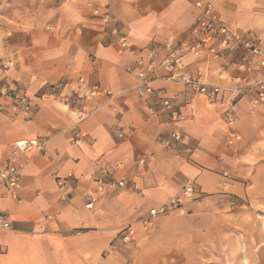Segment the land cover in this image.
Instances as JSON below:
<instances>
[{"label": "crops", "instance_id": "crops-1", "mask_svg": "<svg viewBox=\"0 0 264 264\" xmlns=\"http://www.w3.org/2000/svg\"><path fill=\"white\" fill-rule=\"evenodd\" d=\"M217 5L232 30L264 48V0ZM196 15L187 0H0V86L21 87L32 104L16 112L0 98V157L22 137L49 139L32 159L18 156L16 196L0 184V214L12 225L0 223V264H264V102L253 91L212 101L157 80L183 117V140L166 149L170 118L151 115L161 101L137 93V61L153 50L159 62L167 44L178 69L202 70L206 82L260 77L238 64L242 52L259 58L232 45L213 62L180 52ZM94 84L111 94L92 95ZM232 134L240 140L229 143ZM109 179L125 185L101 189ZM178 198L183 210L145 228L151 208ZM129 224L136 233L124 243Z\"/></svg>", "mask_w": 264, "mask_h": 264}, {"label": "built area", "instance_id": "built-area-1", "mask_svg": "<svg viewBox=\"0 0 264 264\" xmlns=\"http://www.w3.org/2000/svg\"><path fill=\"white\" fill-rule=\"evenodd\" d=\"M192 2L196 8V18L191 27V34L188 39L182 42H178L176 48L183 53L193 54L197 57H205L207 61L213 62L218 60L222 56V52L229 48L231 45L237 49H244L249 51L253 55L259 58L256 65L251 63V60L247 56L246 52H242L239 58V67L244 68L247 71L254 69L262 70V74L253 83L247 84L237 77L235 83L232 85H221L212 82H206L202 80L203 71L197 70L194 73H187L178 69L175 56L172 54V45H165L167 50L164 56L159 62L157 61V55L153 50L148 55L142 56L137 61L134 74L139 80L137 86V93L144 98H157L161 101V106L156 107L154 104L148 106V111L151 115H156L158 112L163 111L170 118L172 129L166 136L160 137V143L166 149H171L181 142L184 138V134L179 128L180 122L183 120L182 112L179 107L174 103L171 97L165 96L163 90L155 88V82L157 80H164L170 83H179L189 87H193L196 91L207 96L208 99L215 101L217 96L222 92H229L237 97H242L250 92H254L253 101L255 103L264 102V48L258 45L256 42L244 36L230 28L228 23L223 20L221 13H219L217 0H187ZM121 47H128V42L125 37L122 38ZM5 66L6 63H3ZM218 69V71H220ZM101 92H107L111 94L108 89H103L99 84H94L91 90V94H97ZM0 98H4L9 101V104L16 112L27 111L32 107L30 98L26 91L20 87L14 88L8 83H3L0 86ZM0 108L3 105L0 104ZM225 116L228 118L229 124H233L235 116L231 109H227ZM235 140H240L239 135L232 134V138L228 140L229 143H233ZM49 139L46 137L39 138H25L22 137L15 141L14 150L8 155V157H0V184L5 188L12 191V194L16 196L17 188L20 186L22 180L21 169L16 160L19 155L24 154L27 159H32L35 155L44 152ZM144 160H141V163ZM60 185L63 184L62 180H59ZM118 185L123 187L125 180L115 181L109 179V181H100V188L104 189L105 186ZM194 187L191 185H185L184 195L188 198L193 197ZM171 204H164L161 207H154L150 209V218L145 224V228H148L153 224V219L161 215L167 214L173 210H183L180 203V199H174ZM87 206L92 207L89 203ZM0 223L5 229L12 228L9 221L6 220L3 213L0 214ZM136 233V229L132 225L124 227L119 235L120 239L124 243L131 241V237Z\"/></svg>", "mask_w": 264, "mask_h": 264}]
</instances>
